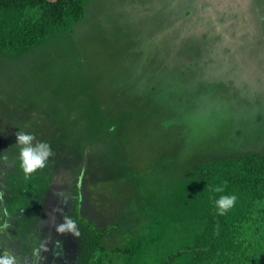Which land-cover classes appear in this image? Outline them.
I'll return each mask as SVG.
<instances>
[{"label": "rangeland", "instance_id": "rangeland-1", "mask_svg": "<svg viewBox=\"0 0 264 264\" xmlns=\"http://www.w3.org/2000/svg\"><path fill=\"white\" fill-rule=\"evenodd\" d=\"M100 108L110 128L95 114ZM62 120L70 121V143L90 127L87 148L102 156V184L83 207L88 226L77 223L89 233L70 237L57 228L74 217V164L52 156L27 178L15 135L51 142ZM227 143L264 151V0H89L71 31L0 51V224H10L0 253L16 264H122V248H138L141 232L150 239L140 247L155 261L156 242L174 236L169 226L160 233L172 212L168 194L151 193L155 183L187 179L182 169L229 151ZM112 144L123 160H113ZM125 164L132 173L123 176Z\"/></svg>", "mask_w": 264, "mask_h": 264}, {"label": "trees", "instance_id": "trees-1", "mask_svg": "<svg viewBox=\"0 0 264 264\" xmlns=\"http://www.w3.org/2000/svg\"><path fill=\"white\" fill-rule=\"evenodd\" d=\"M88 1L0 0V51L21 52L45 41L57 31H71L75 24L85 18ZM95 114L108 127L103 118L106 117L103 108ZM62 122V127L58 128L61 130L49 143L54 149L55 159L74 164L69 175L75 201L73 219L88 226L82 212L83 207H91L102 184L100 177L103 172L98 166V156H102L87 148L93 133L90 127L83 131V128H79L75 141L70 143V135L65 130L70 121ZM240 132V129L234 132V139ZM91 144L97 147L99 143ZM230 146L226 144L227 152L240 151L234 155L227 152L200 155L190 168L179 167L188 174L187 179L170 174L169 178L168 175L166 177V185H162L164 180H161L160 187L155 183L151 193L157 189L158 194H168V209L172 212L171 220L160 233L169 226L174 236L166 232L167 245H164L165 237L156 242L160 244V248H157L160 255H156L153 261L149 255L146 259L147 245L140 247L141 242L150 238L146 233L139 232L143 227L139 228L136 235L139 247L133 249V246H124L122 264H264V151L255 150L253 144L239 148ZM115 147L112 144L108 150L113 160L119 162L123 160L124 152ZM51 160L54 161L53 158ZM129 168L126 164L125 167L122 165L124 174L121 175H130L132 171ZM25 176L30 178L31 174L25 173ZM124 179L132 180L137 195L143 196L141 190L137 189L139 184L135 178ZM224 182L226 192L235 194L238 199L234 208L218 216L209 194L213 185ZM149 208L145 206L142 213ZM173 229H176L175 233ZM80 230L89 233L88 228L79 227ZM96 230L90 229V236L93 233L96 236L90 238L93 244L100 245L102 240ZM71 235L69 233L67 236ZM133 237L131 243H134Z\"/></svg>", "mask_w": 264, "mask_h": 264}, {"label": "clouds", "instance_id": "clouds-1", "mask_svg": "<svg viewBox=\"0 0 264 264\" xmlns=\"http://www.w3.org/2000/svg\"><path fill=\"white\" fill-rule=\"evenodd\" d=\"M15 135L16 143L20 146L21 166L25 173L31 174L43 169L49 158L54 156L51 144L37 139L34 133L19 130ZM209 195L218 216H223L234 208L238 199L235 194L226 192V182L213 185ZM57 230L61 233L67 231L75 236L80 234L77 221L71 217H65ZM0 264H16L15 257L10 254H0Z\"/></svg>", "mask_w": 264, "mask_h": 264}, {"label": "crops", "instance_id": "crops-1", "mask_svg": "<svg viewBox=\"0 0 264 264\" xmlns=\"http://www.w3.org/2000/svg\"><path fill=\"white\" fill-rule=\"evenodd\" d=\"M14 202H15V200H14ZM14 202H8L7 203V209H9V210L12 209L13 210V204H14ZM20 225L21 224H19V226ZM9 229H10V224L9 223L0 224V246H2V247H3V245H2V242H1V237L3 235H7L10 232ZM11 231H14V229L11 228ZM24 240L27 241L26 238H24ZM28 247L31 248V249H33V250H34V248H36V246H34L33 244H30V243H28ZM58 249H60V248L58 247Z\"/></svg>", "mask_w": 264, "mask_h": 264}, {"label": "flooded vegetation", "instance_id": "flooded-vegetation-1", "mask_svg": "<svg viewBox=\"0 0 264 264\" xmlns=\"http://www.w3.org/2000/svg\"><path fill=\"white\" fill-rule=\"evenodd\" d=\"M32 262V261H31ZM47 260H42L41 262H38L37 260L33 261L31 264H46Z\"/></svg>", "mask_w": 264, "mask_h": 264}, {"label": "water", "instance_id": "water-1", "mask_svg": "<svg viewBox=\"0 0 264 264\" xmlns=\"http://www.w3.org/2000/svg\"><path fill=\"white\" fill-rule=\"evenodd\" d=\"M53 1H55V0H53Z\"/></svg>", "mask_w": 264, "mask_h": 264}]
</instances>
